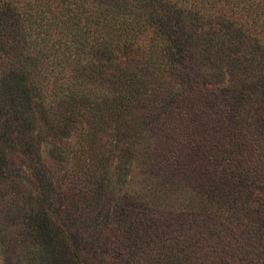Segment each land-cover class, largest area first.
<instances>
[{"label":"trees","instance_id":"16d2710c","mask_svg":"<svg viewBox=\"0 0 264 264\" xmlns=\"http://www.w3.org/2000/svg\"><path fill=\"white\" fill-rule=\"evenodd\" d=\"M0 264H264V0H0Z\"/></svg>","mask_w":264,"mask_h":264},{"label":"rangeland","instance_id":"374dc122","mask_svg":"<svg viewBox=\"0 0 264 264\" xmlns=\"http://www.w3.org/2000/svg\"><path fill=\"white\" fill-rule=\"evenodd\" d=\"M125 183L124 184H120V186H121V189H123L124 187H125Z\"/></svg>","mask_w":264,"mask_h":264}]
</instances>
